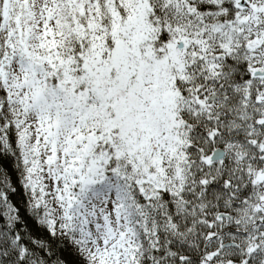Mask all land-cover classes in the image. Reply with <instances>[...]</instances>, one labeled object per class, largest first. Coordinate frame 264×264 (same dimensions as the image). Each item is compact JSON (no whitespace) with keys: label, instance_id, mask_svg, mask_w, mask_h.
<instances>
[{"label":"snow or ice","instance_id":"obj_1","mask_svg":"<svg viewBox=\"0 0 264 264\" xmlns=\"http://www.w3.org/2000/svg\"><path fill=\"white\" fill-rule=\"evenodd\" d=\"M0 264H264V0H0Z\"/></svg>","mask_w":264,"mask_h":264},{"label":"trees","instance_id":"obj_2","mask_svg":"<svg viewBox=\"0 0 264 264\" xmlns=\"http://www.w3.org/2000/svg\"><path fill=\"white\" fill-rule=\"evenodd\" d=\"M5 167H9V165L7 164V162H5ZM9 171L11 172V168L10 167H9ZM11 179H12V182L15 184V182H16V175L14 173L12 174ZM18 192H19V189H18ZM14 199L16 201H19L21 199V196L18 194L17 196L14 197Z\"/></svg>","mask_w":264,"mask_h":264}]
</instances>
